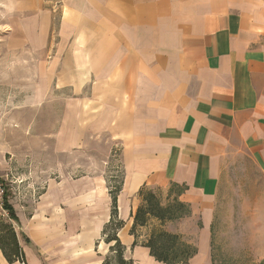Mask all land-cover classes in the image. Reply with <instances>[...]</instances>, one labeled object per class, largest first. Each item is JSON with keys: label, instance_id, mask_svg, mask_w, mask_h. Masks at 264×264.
<instances>
[{"label": "crops", "instance_id": "obj_1", "mask_svg": "<svg viewBox=\"0 0 264 264\" xmlns=\"http://www.w3.org/2000/svg\"><path fill=\"white\" fill-rule=\"evenodd\" d=\"M65 2L63 85L72 92L88 88L90 109H98L90 112L97 125L91 131L120 146L116 202L124 223L117 236L124 256L134 264H164L142 243L151 224L136 230L133 245L132 214L142 187L160 190L164 204L177 198L186 205L185 216L163 227L195 247L188 264H213L212 237L220 220L257 219L254 234L264 236V194L253 200V212L244 210L251 203L245 199L241 210L224 214L219 208L230 173L248 171L244 157L262 177L264 193V0ZM37 9L27 23L44 44L52 17L44 0H0L2 23L12 28L20 12ZM52 64L58 66L57 56ZM85 122L82 135L67 130L60 150L71 152L91 139ZM111 183L102 174L64 179L40 196L30 218L16 214L27 264H39L35 248L72 264H101L111 245L102 238ZM61 244L65 250L55 251ZM0 255V264H19ZM253 264H264V240Z\"/></svg>", "mask_w": 264, "mask_h": 264}, {"label": "rangeland", "instance_id": "obj_2", "mask_svg": "<svg viewBox=\"0 0 264 264\" xmlns=\"http://www.w3.org/2000/svg\"><path fill=\"white\" fill-rule=\"evenodd\" d=\"M44 2L52 15L44 44L39 43L27 23V19L36 18L41 11L20 12L15 28L2 23L6 16L0 11V183L8 202L23 221L34 213L40 196L50 185L64 179L99 174L112 180L111 185H116L121 171L119 144L104 139V133L91 131V128L97 129V125L90 123V112L96 113L98 109H90L88 88L83 92H72L63 85L66 83V68L61 69L62 58L67 51L68 39L62 28L66 2ZM56 56L58 66L52 64ZM68 98H75V104L71 102L69 106ZM84 118L91 139L81 140L71 152L60 150L66 145L68 129H79V135H82ZM241 165L248 171L230 173V187L219 206L224 214L242 209L244 199L251 202L244 205V210L253 212L258 207L253 200L264 194L263 179L247 157L243 158ZM254 183L256 186L253 187ZM150 190L163 201L160 190ZM0 214L7 219L3 209ZM258 221H218L219 234L212 237V263L253 264L262 251L264 240V236L254 234L259 230ZM15 227L20 230L17 225ZM66 247L65 244L55 245L54 250H65ZM34 253L39 264H72L69 259H52L42 249L35 248ZM19 264H27L26 258Z\"/></svg>", "mask_w": 264, "mask_h": 264}, {"label": "trees", "instance_id": "obj_3", "mask_svg": "<svg viewBox=\"0 0 264 264\" xmlns=\"http://www.w3.org/2000/svg\"><path fill=\"white\" fill-rule=\"evenodd\" d=\"M121 181L110 186L111 212L110 219L104 225L102 238L106 243H111L107 254L101 264H134L132 259L124 256V246L121 244L117 232L123 226V221L117 215V193L120 190ZM138 196L141 199L133 217V225L130 230L137 243L136 230L139 227L151 224L150 231L143 241V245L149 249V253L157 261L164 264H188L190 258L196 253L193 245L184 241L177 233L164 229L166 222L177 220L188 213L186 205L177 198L164 204L161 199L150 189L140 188ZM2 209L7 213V219L0 214V252L8 263L19 261L24 263V254L20 246V238L25 237L16 229L18 217L13 206L7 200V193L3 191ZM155 220L157 224L152 225Z\"/></svg>", "mask_w": 264, "mask_h": 264}, {"label": "built area", "instance_id": "obj_4", "mask_svg": "<svg viewBox=\"0 0 264 264\" xmlns=\"http://www.w3.org/2000/svg\"><path fill=\"white\" fill-rule=\"evenodd\" d=\"M3 188H2V185L0 183V209H2V203H3Z\"/></svg>", "mask_w": 264, "mask_h": 264}]
</instances>
